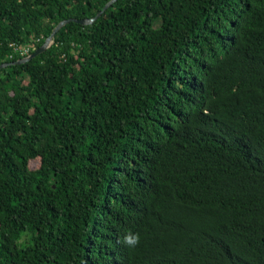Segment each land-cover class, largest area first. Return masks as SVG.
Returning <instances> with one entry per match:
<instances>
[{
	"label": "trees",
	"instance_id": "16d2710c",
	"mask_svg": "<svg viewBox=\"0 0 264 264\" xmlns=\"http://www.w3.org/2000/svg\"><path fill=\"white\" fill-rule=\"evenodd\" d=\"M109 1L0 0V264H264V0H117L13 63Z\"/></svg>",
	"mask_w": 264,
	"mask_h": 264
},
{
	"label": "water",
	"instance_id": "95a60500",
	"mask_svg": "<svg viewBox=\"0 0 264 264\" xmlns=\"http://www.w3.org/2000/svg\"><path fill=\"white\" fill-rule=\"evenodd\" d=\"M117 0H111L109 1L105 7L103 8V10L101 12H99L95 18L93 19H89V18H82V19H77V18H68L65 20H62L61 22H59L57 24V26L53 29L52 33L46 38L45 42L39 47L37 48L34 52L30 53L29 55L13 62V63H24L27 61L32 60L33 58H35L36 56H38L39 54L45 52L54 42V37L56 35V33L59 31V29H61L64 25H66L68 22L71 21H75L81 24H92L94 21H96L113 3H115ZM9 64H2L0 65V69L6 67Z\"/></svg>",
	"mask_w": 264,
	"mask_h": 264
},
{
	"label": "clouds",
	"instance_id": "9594fccd",
	"mask_svg": "<svg viewBox=\"0 0 264 264\" xmlns=\"http://www.w3.org/2000/svg\"><path fill=\"white\" fill-rule=\"evenodd\" d=\"M124 243L128 246H135L139 243V234L128 233L124 237Z\"/></svg>",
	"mask_w": 264,
	"mask_h": 264
},
{
	"label": "rangeland",
	"instance_id": "374dc122",
	"mask_svg": "<svg viewBox=\"0 0 264 264\" xmlns=\"http://www.w3.org/2000/svg\"><path fill=\"white\" fill-rule=\"evenodd\" d=\"M39 165H40V159H39V158L33 160V161L30 163V166H31L32 169H37V168H39Z\"/></svg>",
	"mask_w": 264,
	"mask_h": 264
},
{
	"label": "built area",
	"instance_id": "2783aa9c",
	"mask_svg": "<svg viewBox=\"0 0 264 264\" xmlns=\"http://www.w3.org/2000/svg\"><path fill=\"white\" fill-rule=\"evenodd\" d=\"M22 54H28L29 53V47L28 46H24L22 48H17Z\"/></svg>",
	"mask_w": 264,
	"mask_h": 264
},
{
	"label": "bare ground",
	"instance_id": "6f19581e",
	"mask_svg": "<svg viewBox=\"0 0 264 264\" xmlns=\"http://www.w3.org/2000/svg\"><path fill=\"white\" fill-rule=\"evenodd\" d=\"M187 128H189V127H187Z\"/></svg>",
	"mask_w": 264,
	"mask_h": 264
}]
</instances>
